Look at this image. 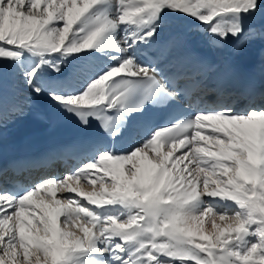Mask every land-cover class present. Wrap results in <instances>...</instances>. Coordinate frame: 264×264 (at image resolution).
Here are the masks:
<instances>
[{"label": "snow or ice", "instance_id": "6c2138e0", "mask_svg": "<svg viewBox=\"0 0 264 264\" xmlns=\"http://www.w3.org/2000/svg\"><path fill=\"white\" fill-rule=\"evenodd\" d=\"M190 33L240 56L264 0H0V264H264V94ZM36 101L80 137L5 161Z\"/></svg>", "mask_w": 264, "mask_h": 264}, {"label": "bare ground", "instance_id": "6f19581e", "mask_svg": "<svg viewBox=\"0 0 264 264\" xmlns=\"http://www.w3.org/2000/svg\"><path fill=\"white\" fill-rule=\"evenodd\" d=\"M202 43L204 46L210 48V46L208 45V43H206V40L202 39ZM225 49V47L220 48L218 53H221L223 50ZM264 50H262L261 46H258L257 51H253V50H247L240 56H235L234 57V61L236 63V65L234 67H229V66H224L225 72H226V77L228 79V81H231L232 77H236V75L239 72H242V70H245V65L248 64L247 60L249 57L253 56V60L254 62L249 65L250 68L248 69H258L260 70V65H259V61L264 60Z\"/></svg>", "mask_w": 264, "mask_h": 264}]
</instances>
